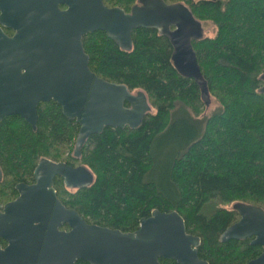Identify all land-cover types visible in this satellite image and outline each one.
Wrapping results in <instances>:
<instances>
[{"label":"trees","instance_id":"trees-1","mask_svg":"<svg viewBox=\"0 0 264 264\" xmlns=\"http://www.w3.org/2000/svg\"><path fill=\"white\" fill-rule=\"evenodd\" d=\"M137 1L103 0L126 12ZM162 1L184 6L194 20L215 26L214 35L193 37L190 47L205 97L218 107L205 111L199 84L173 66L171 39L157 27L135 28L128 49L102 30L88 33L82 44L89 68L130 91H142L150 110L135 128L104 127L89 135L79 156L73 153L78 124L55 101L38 103L35 129L18 115L4 116L0 202L15 197L16 183L34 180L40 159L79 163L87 183L70 189L55 175L53 185L63 204L88 223L129 232L154 208L176 210L186 231L200 237V258L209 264H246L262 246L251 244V238L222 241L220 235L239 219L234 203L264 210V0ZM169 131L181 139L162 155L157 147Z\"/></svg>","mask_w":264,"mask_h":264},{"label":"water","instance_id":"water-1","mask_svg":"<svg viewBox=\"0 0 264 264\" xmlns=\"http://www.w3.org/2000/svg\"><path fill=\"white\" fill-rule=\"evenodd\" d=\"M171 16L183 21L173 35L175 40L186 38L191 62V67L176 69L196 80L208 103L205 85L196 73L186 21L198 28L201 24L184 6L138 0L126 12L103 0H0V120L18 115L35 129L38 103L53 100L79 125L77 154L86 137L104 127H137L150 110L146 96L93 72L82 37L102 30L128 49L133 29L154 26L167 33L173 45L170 32L160 25L171 23ZM65 167L40 159L34 169L35 181L16 183L17 196L0 202V264H76L79 259L89 264H161L160 258L176 264H209L198 255L200 237L186 231L184 218L176 210L154 208L129 232L88 223L63 204L53 187V177ZM233 207L239 219L223 230L220 239L251 238L250 243L261 245L262 250L246 264H264V210L240 202ZM64 225L67 228H61Z\"/></svg>","mask_w":264,"mask_h":264},{"label":"flooded vegetation","instance_id":"flooded-vegetation-1","mask_svg":"<svg viewBox=\"0 0 264 264\" xmlns=\"http://www.w3.org/2000/svg\"><path fill=\"white\" fill-rule=\"evenodd\" d=\"M105 4V3H104ZM140 5V4H139ZM109 6V5H107ZM165 16V15H164ZM186 25H187V30L188 32H191V36L190 34V37L189 38H193L194 36L198 35V36H201L203 34L202 32V27L200 25V28H198V26H191V23L190 21H186ZM160 24V23H159ZM182 24H183V21L180 20V19H177V18H174L173 16H171V23H169L168 25L166 24H160L162 28H164V30H167L170 32L171 36H172V39L174 40V44L172 45L173 46V49H172V54L173 52L175 51V45H176V54H174V57L175 59L173 60L172 59V55H171V59L173 60V66L174 67H177L179 69V67H191V62L188 60V55L190 54L189 50H188V44L185 42L186 38L183 39V37L181 38V40L177 37V39L175 40L174 39V35H173V30L177 29L179 27V29L182 27ZM189 24V25H188ZM201 24V23H200ZM159 25V26H160ZM166 28V29H165ZM134 30V29H133ZM92 33V32H91ZM186 47H185V46ZM131 46V45H130ZM125 104L127 105V102H125ZM69 119V118H68ZM78 124V123H77ZM78 128H79V125H78ZM75 145V144H74ZM73 153H76L75 152V148L73 149ZM77 154V153H76ZM79 154V153H78ZM77 154V156H79ZM57 163H60V162H57ZM66 167L63 168L61 170V174H56V175H59L62 177V180L64 181L65 185H67V187H70V189H72V187H81L86 181L89 180V176L87 175V173L84 171L83 167L78 164H75V165H69V164H65ZM78 166H80V169H77ZM33 175H34V172H33ZM35 181V177H34V180L33 181H29V182H24V183H27V184H31ZM53 181H54V177H53ZM23 182V181H21ZM19 183V182H18ZM54 187V185H53ZM55 188V187H54ZM16 190V189H15ZM17 196V191H16V195L15 197ZM14 197V198H15ZM12 198V199H14ZM11 199V200H12ZM65 226V225H64ZM61 228H67V226L65 227H61ZM251 240V239H250ZM3 241V240H1ZM4 242V241H3ZM6 243L4 242V245ZM2 244V246H4ZM164 259V258H163ZM78 260H76L77 262ZM79 262L80 264H89L88 262L86 261H83V260H80L79 259Z\"/></svg>","mask_w":264,"mask_h":264},{"label":"rangeland","instance_id":"rangeland-1","mask_svg":"<svg viewBox=\"0 0 264 264\" xmlns=\"http://www.w3.org/2000/svg\"><path fill=\"white\" fill-rule=\"evenodd\" d=\"M201 27H202V32L203 35H207V36H212L214 35L216 28L215 26L211 23V22H202L201 23ZM218 107V102L215 99H210V101L207 104L206 107V112H211L213 110H215ZM180 121L182 120L181 117H177L176 121ZM181 136L180 134H178L177 132L175 133H170V131L167 133V135L161 139V141L159 142L160 146L159 149L157 147V150L160 151V154L164 155L166 153V151H170L171 147L175 144L178 143V141H180Z\"/></svg>","mask_w":264,"mask_h":264}]
</instances>
